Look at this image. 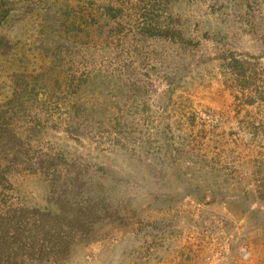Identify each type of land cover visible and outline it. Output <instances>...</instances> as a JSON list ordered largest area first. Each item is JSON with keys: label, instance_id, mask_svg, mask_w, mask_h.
<instances>
[{"label": "rangeland", "instance_id": "1", "mask_svg": "<svg viewBox=\"0 0 264 264\" xmlns=\"http://www.w3.org/2000/svg\"><path fill=\"white\" fill-rule=\"evenodd\" d=\"M72 177L114 219L27 264H264V0H0V219Z\"/></svg>", "mask_w": 264, "mask_h": 264}, {"label": "trees", "instance_id": "2", "mask_svg": "<svg viewBox=\"0 0 264 264\" xmlns=\"http://www.w3.org/2000/svg\"><path fill=\"white\" fill-rule=\"evenodd\" d=\"M114 11V8L109 9ZM155 26V25H154ZM153 27V26H151ZM157 28H150V37L161 35ZM156 33V34H155ZM235 66L240 67V64ZM239 71L238 68H236ZM213 183V180H208ZM260 183L259 197L264 198V179ZM61 177L54 178V184L61 185ZM81 178L63 180L66 190L81 189L80 199H60V213L53 214L39 210L18 209L10 211L0 219V264H27L30 260L44 262L50 259L62 260L68 257L77 238H86L94 226L114 214L108 202L101 198L102 191ZM209 187V186H208ZM262 187V190H261ZM121 220V218H119Z\"/></svg>", "mask_w": 264, "mask_h": 264}]
</instances>
